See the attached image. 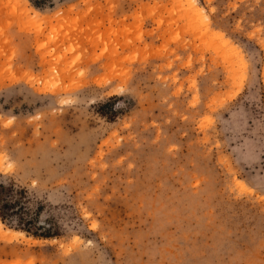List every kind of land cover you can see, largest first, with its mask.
<instances>
[{
	"label": "rangeland",
	"instance_id": "1",
	"mask_svg": "<svg viewBox=\"0 0 264 264\" xmlns=\"http://www.w3.org/2000/svg\"><path fill=\"white\" fill-rule=\"evenodd\" d=\"M196 3L0 0V264H264V0Z\"/></svg>",
	"mask_w": 264,
	"mask_h": 264
},
{
	"label": "trees",
	"instance_id": "2",
	"mask_svg": "<svg viewBox=\"0 0 264 264\" xmlns=\"http://www.w3.org/2000/svg\"><path fill=\"white\" fill-rule=\"evenodd\" d=\"M34 7L38 8V5H34ZM12 189L13 186L5 187L0 185V221L4 224L7 220L13 221V219H15L19 226H21L16 229L17 231H21L36 239L58 238V229H52L51 225H46V227H44L41 226V224H36L31 219H27L26 216L28 213L26 209L22 207L23 202L20 201V199L8 201L14 193ZM19 193H21L20 196H22V200H25V191L20 190ZM15 194H17V192H15Z\"/></svg>",
	"mask_w": 264,
	"mask_h": 264
},
{
	"label": "bare ground",
	"instance_id": "3",
	"mask_svg": "<svg viewBox=\"0 0 264 264\" xmlns=\"http://www.w3.org/2000/svg\"><path fill=\"white\" fill-rule=\"evenodd\" d=\"M191 5L194 6V8H196V10H198V12L201 14V9L200 8H197V3H196V0H191ZM0 228H2V225L0 223ZM7 230V229H6ZM8 233L10 234H13V235H22L21 233H16L15 231L12 232V231H8ZM10 234V235H11Z\"/></svg>",
	"mask_w": 264,
	"mask_h": 264
}]
</instances>
